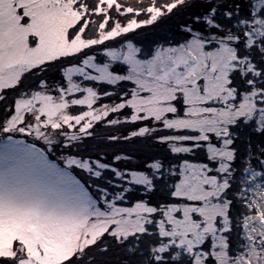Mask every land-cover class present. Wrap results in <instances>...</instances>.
Masks as SVG:
<instances>
[{"label":"snow or ice","instance_id":"snow-or-ice-1","mask_svg":"<svg viewBox=\"0 0 264 264\" xmlns=\"http://www.w3.org/2000/svg\"><path fill=\"white\" fill-rule=\"evenodd\" d=\"M0 264H264V0H0Z\"/></svg>","mask_w":264,"mask_h":264}]
</instances>
